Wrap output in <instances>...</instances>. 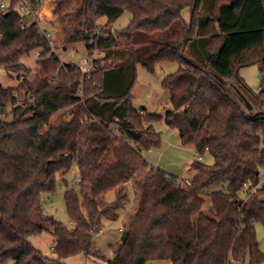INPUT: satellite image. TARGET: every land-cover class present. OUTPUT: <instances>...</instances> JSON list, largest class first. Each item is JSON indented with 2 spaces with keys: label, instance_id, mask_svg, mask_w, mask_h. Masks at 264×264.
I'll use <instances>...</instances> for the list:
<instances>
[{
  "label": "trees",
  "instance_id": "obj_1",
  "mask_svg": "<svg viewBox=\"0 0 264 264\" xmlns=\"http://www.w3.org/2000/svg\"><path fill=\"white\" fill-rule=\"evenodd\" d=\"M29 1L37 7L44 0ZM18 4L8 0L0 12V68L18 81L14 88L0 86V264H66L79 255L103 264H261L255 224L264 227V0H55L64 45L84 43L89 54L98 49L111 61L99 66L94 60L96 68L86 73L60 63L41 33L50 30L17 13ZM124 11L131 13L128 25L112 33ZM34 51L36 76L29 81L20 59ZM163 61L178 64L162 80L176 113L168 111L164 122L178 130L183 145L211 159L191 164L186 186L147 163L140 149L153 143L145 137L162 117L131 104L136 67L152 71ZM250 65L261 75L256 92L237 76ZM205 89L213 94L207 107ZM210 108L220 113L216 128L208 122ZM185 120H197L198 127L188 129ZM72 164L78 192L63 179ZM143 173L147 184L111 248L114 258L91 252L101 220L118 218L129 202L126 184L142 185ZM57 175L73 230L42 211L40 196L55 190ZM111 191L115 200L104 202ZM43 232L55 238L52 258L29 242Z\"/></svg>",
  "mask_w": 264,
  "mask_h": 264
},
{
  "label": "rangeland",
  "instance_id": "obj_2",
  "mask_svg": "<svg viewBox=\"0 0 264 264\" xmlns=\"http://www.w3.org/2000/svg\"><path fill=\"white\" fill-rule=\"evenodd\" d=\"M5 3L8 0H2ZM55 0H44L43 4L38 9L37 22L41 28H46L52 32V39L54 41V47L52 51L55 56L59 59L61 64L74 65L80 67L81 73L86 71L85 66L82 65L84 61L88 64L91 63V57L84 43H72L64 45L62 29L59 22V16L54 12ZM131 19V13L124 11L110 26V30L114 33L117 30L124 29ZM105 18H100L97 24L105 27ZM107 28V27H106ZM119 49L124 47L119 46ZM96 60L99 62V66L110 65L109 61H103L104 53L96 50ZM37 56L35 51L29 55L24 56L20 59V62L25 65L26 68L30 69V73L27 75V79L32 81L36 76L35 62ZM117 60L115 59V62ZM178 64L175 62H158L154 65L153 70L149 71L144 67L138 65L136 67V80L131 89V104L137 110H143L147 113L160 116L159 120L152 124L153 134L146 135L147 141L153 140V143H145L141 146V154L147 161V163L154 168H158L170 175L178 178L179 184L185 185L187 179L193 175V171L190 169L191 164L197 161L198 153L195 150L189 149L186 145L181 144L180 133L177 129L168 127L164 118L167 116V112L175 113L170 107V94L167 90L162 87V80L177 71ZM90 72V70L88 71ZM86 73V72H85ZM238 78L242 79L246 87L252 92L261 85V75L257 65H250L241 67L237 71ZM236 79L230 80L229 84H235ZM18 84L17 76L13 73H7L4 68H0V86L3 88H14ZM207 97L205 99L204 106L207 107L209 101H213V94L209 93L207 89ZM25 99L23 92L18 95V101ZM204 102V101H203ZM202 105V106H203ZM201 106V108H202ZM198 109L200 107H197ZM11 105H7L8 118L10 119ZM205 113V112H204ZM176 114V113H175ZM173 114V117L175 116ZM219 111L214 108L209 109L208 122L211 127L216 128L220 122ZM63 118V112L61 114L54 115L51 120V125H56ZM188 119V118H187ZM188 124V129H196L198 127L197 120H185ZM192 126V127H191ZM188 135V133H186ZM189 137V136H188ZM204 155V156H203ZM207 154H202L203 163L210 164L211 159ZM147 173H143L140 176V182L131 181L133 188L131 189L129 183L126 184V188L129 190V202L126 204L124 209L120 210L119 216L116 220L110 221L107 219L101 220V229L95 232L91 236L90 251L96 252L97 255H103L108 260L114 258L113 246L115 247L121 241V230L124 227H128L130 224L132 215L136 211L139 200L141 198L142 188L144 184H147ZM260 182L264 180V168L260 171ZM63 179L66 181L70 188H73L76 192L79 191L78 179L79 171L76 164H72L70 170L64 175ZM124 189L126 192L127 189ZM133 190V191H132ZM65 186L60 177L56 176L55 190L52 193H42L40 196L41 207L44 215L51 216L55 221L59 222L62 227L68 230L74 229V223L69 219L64 201L63 193ZM127 192V193H128ZM240 197H246V192L242 191ZM116 198V191H111L102 197L106 203H112ZM210 201L204 197V206L202 212L207 213ZM133 206V209H132ZM131 209L130 212L128 210ZM128 212V213H126ZM126 213V215H124ZM125 217H124V216ZM124 217V218H123ZM256 238L260 248V251L264 254V227L260 223L255 224ZM29 242L33 247L38 249L45 257L52 258L55 256V238L48 232H43L38 235L29 237ZM66 264H103L104 261L98 257H84L75 256L64 260ZM264 264V261L261 263Z\"/></svg>",
  "mask_w": 264,
  "mask_h": 264
},
{
  "label": "built area",
  "instance_id": "obj_3",
  "mask_svg": "<svg viewBox=\"0 0 264 264\" xmlns=\"http://www.w3.org/2000/svg\"><path fill=\"white\" fill-rule=\"evenodd\" d=\"M43 2L41 3V5L43 4ZM40 6H37V7L34 6L29 0H19V4L16 6L15 10L20 15H25V16L28 15V16H31V18L34 21H37V18L39 16L38 15V9H39ZM7 7H8V2L5 3L4 1L0 0V12L5 11L7 9ZM41 33L44 34L45 37L49 39L50 50H52L53 47H54V41L52 39V32L51 31L48 32V31H45V30L42 29L41 30ZM96 50L97 49H94L90 53L91 63L88 64L86 61H84L82 63V65L85 66V69H86V71H84V73L85 72H88L89 70L92 71V70H94L96 68L95 67L96 65L94 64V60H96V56H97ZM36 56L37 57L39 56V52H36ZM256 91H259V88ZM205 151H207V148L205 149ZM197 160L198 161H203L202 156L201 155H198ZM261 183L264 184V180ZM243 187L244 188H249L247 184H245ZM256 188L257 187L250 188L251 189V192H255L256 191Z\"/></svg>",
  "mask_w": 264,
  "mask_h": 264
},
{
  "label": "crops",
  "instance_id": "obj_4",
  "mask_svg": "<svg viewBox=\"0 0 264 264\" xmlns=\"http://www.w3.org/2000/svg\"><path fill=\"white\" fill-rule=\"evenodd\" d=\"M30 20H33L32 18H30ZM181 140V139H180ZM181 142V144H182V140L180 141ZM189 149H191V150H195L194 149V147L192 146V145H186ZM204 156V155H203ZM205 156H207L208 157V155H205ZM191 177H189V179H190ZM189 179H187V180H189ZM129 185H130V187H131V189L133 188V184L131 183V182H129ZM183 186H186V184L185 185H183ZM127 189V188H126ZM127 191H129L128 189H127ZM133 191V190H132ZM128 194H129V192H128ZM132 209H133V206H132ZM131 211V209H129L128 210V212H130ZM128 212H126V213H128ZM126 213L124 214V215H126ZM123 215V216H124ZM125 217V216H124ZM123 217V218H124ZM146 264H170V262L169 261H167V260H153V261H148Z\"/></svg>",
  "mask_w": 264,
  "mask_h": 264
}]
</instances>
